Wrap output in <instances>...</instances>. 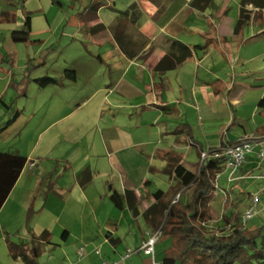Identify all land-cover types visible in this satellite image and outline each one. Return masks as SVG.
<instances>
[{
	"label": "rangeland",
	"instance_id": "rangeland-1",
	"mask_svg": "<svg viewBox=\"0 0 264 264\" xmlns=\"http://www.w3.org/2000/svg\"><path fill=\"white\" fill-rule=\"evenodd\" d=\"M113 1L116 2L114 6L118 9H124L132 3V0H110V2ZM242 1L214 0V7L207 12L217 15L218 8L221 9L222 15L217 23L219 24L224 18L227 19L224 27L233 31L234 37L230 42L232 50L236 53L240 49V59L236 60L237 63L233 59L232 66H228L230 76L250 84L238 102L228 103L219 96L213 98L211 91L208 100L200 97L197 99L191 84L184 87L177 81H172L170 88L165 87V90H161L154 86L153 80H149L151 74L148 70L138 68L137 80L130 88L126 87L127 81L122 82L117 93L107 94L105 99L101 95L89 102L86 107L75 112L73 110L76 107L78 93L84 90L83 76L92 73L93 82H102L101 75L109 72L97 58L87 51L88 45L91 47L93 45L89 41L90 38L86 37V31L97 29L94 27L96 21L89 23L88 29L84 26V15L90 9V5L105 4L107 1L24 0L14 12V16L9 19L2 16L0 6V97L10 105L7 107L0 103V127H6L0 130V150H15V144L18 143L22 153H25L35 149L34 144H36L38 145L36 152H47L50 156L43 165L51 168L49 173L52 175H45L41 183L37 182L36 191L39 192V198L33 208L34 212L26 214L19 226L15 225L19 227L18 231L10 229L14 231H10L9 236L12 240L27 241L32 232L38 235L47 228L46 226H52L51 228L56 226L51 239L58 243V247L53 252H42L37 258L38 264H103L113 259L120 261L121 254L128 247L134 252L120 264H151L152 257L143 252H137L136 249L140 244L141 234L146 233L152 226L142 214L139 216L133 214L132 210L127 207L125 198L123 209L114 205L106 194L107 180L113 179L104 172L95 174L94 183L89 188L90 192L84 196L73 178L76 172L79 173L84 166V159L81 158L73 168H66L65 160L72 161L81 156V152L84 153V142L85 144L93 143L87 148L94 154L89 159L92 163L104 162V158L108 160V153L106 151L103 153L96 145L99 139L98 128L104 126L105 122L112 123L115 130L119 128L123 144H131L125 149L124 154L128 155L125 156L122 153L118 156L120 160L118 163L122 165L121 171L123 175L126 174L125 177H132L129 174L132 169L140 168L143 164L153 163L154 166L160 167L163 162L165 166V161L162 159L151 157L157 148L175 150L187 161L188 166H191L190 160L195 159L196 154L190 142L192 141L190 136H193L195 144L204 148L203 152H208V146H217L219 143L220 135L217 132L221 123L227 124L222 132H224V137L227 136L230 139L240 138L243 133L250 134L258 125L264 123V8L258 6L247 8L243 13L241 12ZM99 10L108 23L117 14L106 6H101ZM25 12L31 16V38L34 41L12 42L10 32L12 29L23 28ZM243 15L247 17L243 18ZM6 51L7 56H5ZM3 57L4 61H2ZM84 64H92L89 67L91 70L84 71ZM65 68L74 69L80 74L76 82L78 84L73 83L75 80L63 77ZM109 73L113 74V72ZM44 75L58 78L60 82L63 81L70 86L61 87L54 84L41 88L33 79ZM22 81L25 82L26 92L24 95H18L15 87ZM164 100L169 105L180 108L181 116L164 113L163 109L167 105ZM98 108L104 110V117L99 115L101 111ZM40 109H44L45 113L37 115L36 111ZM16 111L19 112L16 119L8 122L13 119ZM55 111L71 112L60 126L67 125L74 129L76 134H73L74 137L69 135V138L65 135L57 137L55 134L54 139L49 142L50 134L54 130L52 129L45 135L42 132L40 142L36 141L38 132L49 124L48 122L51 121L49 115ZM198 111L201 112V116L198 115ZM233 115L236 119L229 126ZM32 119H41L42 128H32L29 122ZM79 122L81 124H78ZM84 130L87 136L82 141V148L78 146L76 149L75 137L81 136ZM260 136L261 133L252 135L253 138ZM96 140L97 143H94ZM73 150L75 154H72L70 158L69 155ZM189 150L190 153L186 157ZM256 157L249 155L246 158L245 170L255 167L258 161L263 163ZM261 167L264 170V166ZM240 170L241 168L234 172L228 170L226 174L221 173L217 177L214 191L211 194V210L214 219L209 223V227L212 232L217 231L222 225L221 216L228 214L232 209L241 211L243 214L251 202L254 190L264 187V178L248 175L241 178L238 175ZM26 172L28 171L25 170L24 173ZM146 176H140V172L136 174V184L142 186L144 195L149 193L148 196H150L140 201L138 205L140 212H142L143 202L155 200L154 193L158 189L167 194L170 193L168 204L174 199L172 188L175 183L169 178V173L157 174L154 171ZM112 178L116 179V184L119 186L115 173ZM62 179L66 180L65 185L69 186L67 188L73 194L67 211L62 215L54 214L53 209L60 210L61 206L52 207L51 204L46 205L45 209L43 207L39 209L38 206L47 200L46 194L49 191L52 192L48 199L49 203L54 199L52 195L60 198L59 195L62 192L60 187H63L62 183H65V180L61 182ZM145 179L151 182L144 185L142 182L137 183ZM222 188H225L229 194L226 202L220 195ZM263 193L264 190L259 200V213L246 222L244 225L246 229L264 223ZM164 199H167L166 195ZM48 207H50L49 210ZM162 210L158 225L165 216V209ZM56 216L59 217V223L53 221V217ZM108 231L120 236L121 242L114 245L108 241L106 239ZM160 239L155 246L154 256L158 261L162 258L164 248L171 237L162 233ZM2 246L0 243L1 248ZM81 248L82 253H80ZM96 248H100L102 255L95 253ZM8 261L11 262V259L4 248L3 253L0 252V264L9 263Z\"/></svg>",
	"mask_w": 264,
	"mask_h": 264
},
{
	"label": "crops",
	"instance_id": "crops-1",
	"mask_svg": "<svg viewBox=\"0 0 264 264\" xmlns=\"http://www.w3.org/2000/svg\"><path fill=\"white\" fill-rule=\"evenodd\" d=\"M106 1L107 2L105 4L93 3L90 5V9H88V12L84 15V26L88 29L90 25L89 23L96 21V26L94 27H97V29H90L86 31V37L90 38L89 41L92 43V47L94 48L93 49L91 45H88L87 51L89 54L97 58L99 63L106 67V70L113 72V74H110L109 72L107 74H102V82H93L92 73L84 75V86H82L84 87V90L78 93V100L75 104L76 107L73 110L74 112L82 107H86L89 102L101 95L105 99L107 94L111 95L117 93V89L120 87L122 82L127 81L126 87L130 88L137 80L138 68L148 70L151 74L149 80H153L154 86L159 89L161 88V90H165V87L170 88L172 81H177L179 82V85H183L184 87L191 84L192 91L196 94L197 99L200 97L204 100H208L209 93L211 91L213 98L219 96L223 101L236 103L245 93L247 86L250 85L244 80L235 79L234 76H230V73H228L230 71L228 66H232L231 63L233 59L235 62L240 59L241 54L240 49H238L236 53L232 50L230 42L234 37L233 31L227 30L226 26L224 27L227 23V19L224 18V20L219 22V24L217 23L218 19L221 18L222 15L221 9L218 8L217 15L207 13L211 10V7H214V0H132V3L124 9L116 8L114 6L116 3L115 1ZM101 6H106L117 13L111 22L108 23L103 17L101 10H99ZM256 6L264 8V0H243L241 2V12L244 13L247 8H254ZM245 17H247V15H243V18ZM90 66H92V64H84V71L91 70L89 68ZM102 69H104V67ZM102 69L101 71H103ZM79 76L80 74L77 72L76 79L73 82L75 85L78 84L76 82L79 79ZM233 82L242 83L246 86V88L239 98L228 101L223 97V93L232 85ZM108 83L109 85H107ZM55 85L61 87L70 86L63 81ZM124 92L126 93V90ZM118 93L121 92L118 91ZM164 101L167 103L163 109L164 113L181 116L180 108L172 104L169 105L166 100ZM98 110L101 111V114H99L101 117L103 115L105 116L104 110H100L99 108ZM43 111L45 110L40 109L36 111V113L37 115H41ZM44 113L45 112H43V114ZM70 113L71 112L67 111H55L49 115V119L51 121L49 120V124L44 127L41 132H38V139L36 141L40 142V138L52 129L54 130H52V133L50 134L49 142L54 139L55 134L57 137L65 135L67 138H69V135L73 136V134H76L74 129L71 127H67V125L60 126ZM198 115L201 116V112L198 113ZM82 117L83 115L81 114V119ZM235 119L236 116L233 115L229 126L234 123ZM29 122L32 128H42L41 119H32ZM78 124H81V122ZM226 125L227 124L224 123L219 124V131L217 132L220 135L219 143L217 146H208V151L217 149L221 145L222 141L225 144L235 143L237 140L245 138L246 136L261 133L260 137L255 138L258 145L254 148L253 152L246 156V158L249 155L257 156L256 158L263 161V163H259L258 161L255 167L245 170V159L242 166H240L241 170L238 172V175H240L241 178L248 175L263 179L264 170L261 166H264V156H259L258 151L259 148L264 147V123L258 125L255 131L250 134L243 133V136H240V138L237 139H230L227 136H223L224 132L222 131H224ZM238 125L242 126L241 124ZM98 129L99 144L97 143V140L96 142L94 141V143H97V147H100L103 153L105 151L108 153V160L104 158V162L99 161L95 163H92L89 160L92 156H94V154H92L90 152L91 150L87 148L91 147L93 143H82L83 139L87 136L85 133L86 130H84V132L81 133V136L75 137L74 141L76 149L78 146L81 149L83 144L84 153L81 152V156L73 159L72 161L65 160V164L67 165L66 168L68 167V169H71L81 158L84 159V166H82L79 173L76 172L73 177L77 187L81 190L84 196L90 192L89 188L94 183L95 174L104 172L108 175V177L113 179L107 180L108 187L106 194L109 196L113 190L120 192L126 200L127 207L132 210L133 214L135 216L142 214L145 216L146 221L152 226V228L147 230L146 233L141 234L140 244L138 245L136 251L142 252L139 251L141 245L150 234L154 233L160 227V224L158 225V223L161 219L162 209H165V213L167 212L166 207L170 198V193L167 194L162 190L163 194L160 195L159 199L154 197L155 200L153 201L149 200V202H143L142 212H140L138 208L140 201L150 196H148L149 193L144 195L142 186L136 184V174L140 172V176H146L150 174V172L154 171L157 174L169 173V178L173 181V168L169 162V157H173V160L175 157L179 158L181 161H187L183 159L181 155L177 154L175 150H168V148L163 150L157 148L153 152L152 156H149L152 158L162 159L165 161V166L163 165V162L160 167L157 165L154 166L153 163L143 164L140 168L138 167L132 169V172L129 173L132 177H125L126 174L123 175V171H121L123 167L120 163H118L120 161L118 156L122 153L124 154L126 147H130L131 144H123L122 136L118 131L119 128L115 130L112 123L107 124V122H105L104 126L99 127ZM42 132L43 135H41ZM190 140H192L190 142L194 147L196 154V158L190 160V163H195L198 161L197 151H204V148L195 144L192 135L190 136ZM15 145V150L21 155L26 156L28 161L0 209V243L1 246L3 244L2 248L0 247V252L3 253L5 248L7 256L11 259V262L8 261L9 263L5 264H24L20 257L12 259L8 255L6 237L10 236V231H18L19 227L17 226H19L21 220L25 219L26 214H30L31 211L34 212L33 208L38 203L37 198H39V192L36 191L37 182L40 181L39 183H41L42 178L45 177V175H52L49 173L51 168L43 165V163L50 157L47 152H36L38 145L34 144L35 149L33 148L30 152L22 153L18 143ZM189 153L190 150L188 151L186 157H188ZM72 154H75V150L70 153V158ZM124 155L126 156L128 154ZM223 164L224 163L220 161L219 164H215L214 166V169L219 170L218 175L221 173L226 174V171L230 170L225 167V164ZM25 170L28 172L24 173ZM84 171H88L89 175L83 179L82 173ZM114 173L117 176L119 186L116 184V179L112 178ZM64 180L65 179H62L61 182ZM64 182L65 183H62L63 187H60L62 190L59 195L60 198L56 197V195H52V198L54 199H52L49 203L48 199L52 193L49 191L46 194L47 200L43 202L41 206H38L39 209H42V207L45 209L46 205L51 204L52 207L54 205L61 206L60 210H57L56 208L53 209L54 211L52 213L54 214L62 215L67 211V208L71 204L70 200L73 198V194L71 190H68L69 186L65 185L66 180ZM140 182L144 185L149 184L151 180L145 179L137 183ZM259 189L263 191L264 187ZM220 193L221 197L225 199L227 193L225 188H222V192ZM165 195L167 196V199H164ZM49 208L50 207H48V210ZM53 221L55 223H59V217H53ZM43 227L45 226L43 225ZM46 227L52 237L56 226L54 228H51L52 226ZM59 228H61L60 225ZM112 235L117 236L114 235L113 232ZM117 237H119V240L116 241V244L121 242V237ZM160 240L161 239L159 237L157 243ZM169 242L170 239L168 240V243ZM82 261L84 262V259Z\"/></svg>",
	"mask_w": 264,
	"mask_h": 264
},
{
	"label": "trees",
	"instance_id": "trees-1",
	"mask_svg": "<svg viewBox=\"0 0 264 264\" xmlns=\"http://www.w3.org/2000/svg\"><path fill=\"white\" fill-rule=\"evenodd\" d=\"M23 1L0 0L2 16L5 19L12 18ZM31 31V16L25 12L23 28L12 29L10 40L15 43L34 41L31 38ZM7 55L6 51L5 56ZM4 60L3 57L2 61ZM63 77L75 80L76 72L74 69L65 68ZM33 80L41 88L60 82V79L49 75L39 76ZM15 88L18 95H24L26 92L23 81ZM245 88L244 84L233 82L224 91L223 97L228 101L239 98ZM0 103L10 106L2 97ZM18 114L16 111L13 119L8 122L14 120ZM5 128L2 126L0 130ZM231 144L234 143L225 144L222 141L220 147ZM213 152L214 150L206 152V156L202 158L203 151H197L198 161L191 163V166L179 158L174 157L173 160V157H169L175 183L172 188L174 199L167 204V212L160 227L161 232L168 234L171 240L164 248L160 264H264V223L246 229L242 223L241 211L232 209L228 214L221 216L222 225L217 231L210 230L209 223L214 219L211 194L219 174V170L214 169V166L220 161L224 163L222 158L214 157ZM27 161V157L16 150H0V209ZM88 175V171L82 173L84 178ZM161 194L163 191L158 189L154 197L159 199ZM228 196L226 193L225 202L228 201ZM109 198L117 208H124V198L120 192L111 191ZM106 238L114 245L119 240V237L112 235V231L106 233ZM57 247L58 243L51 240V234L47 229L38 235L32 232L27 241H16L6 237L8 255L12 259L20 257L24 264H38L37 258L42 252H53Z\"/></svg>",
	"mask_w": 264,
	"mask_h": 264
},
{
	"label": "built area",
	"instance_id": "built-area-1",
	"mask_svg": "<svg viewBox=\"0 0 264 264\" xmlns=\"http://www.w3.org/2000/svg\"><path fill=\"white\" fill-rule=\"evenodd\" d=\"M200 113V111H198ZM258 145L255 138L249 136L246 139H242L237 143L225 146H219L212 153L214 157L222 158L224 161L225 167L230 169L231 172L236 171L242 166L244 163L246 156L253 152L254 148ZM206 152L202 153V158L206 156ZM259 156H264V147L259 148L258 151ZM262 194L261 189H256L252 193L251 202L242 214V223L246 225V222L249 219L254 218L259 213V200ZM161 227H159L154 233L150 234L149 237L144 241V243L139 248V251H142L145 255L151 256L152 261L151 264H160V261L155 259V246L157 240L161 236ZM83 252L81 248L80 253ZM95 253L98 255H102L100 248L95 249ZM133 253V250L127 248L125 252L122 254L120 261H105L103 264H120L121 261L129 258Z\"/></svg>",
	"mask_w": 264,
	"mask_h": 264
}]
</instances>
